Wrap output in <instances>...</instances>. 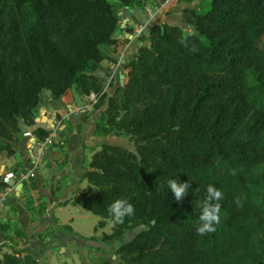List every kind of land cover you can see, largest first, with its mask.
Listing matches in <instances>:
<instances>
[{
	"label": "trees",
	"instance_id": "1",
	"mask_svg": "<svg viewBox=\"0 0 264 264\" xmlns=\"http://www.w3.org/2000/svg\"><path fill=\"white\" fill-rule=\"evenodd\" d=\"M115 1L132 9L138 0ZM209 1L205 11H180L195 37L176 24H152L148 45L124 65L123 84L117 75L107 91L96 71L105 59L116 62L105 49L117 43L113 1L0 0V155H12L11 141L34 125L44 90L51 100L72 87L94 93V133L134 149L101 144L83 173L87 189L61 204L100 217L95 230L112 222L104 241L138 229L116 248L118 264H264V0ZM51 131L32 134L43 140ZM169 179L190 182L182 202ZM209 184L223 193L220 223L201 236L198 205ZM5 187L0 177V192ZM117 198L135 209L120 224L108 212ZM25 202L31 213L43 209ZM9 246L0 264H39Z\"/></svg>",
	"mask_w": 264,
	"mask_h": 264
},
{
	"label": "crops",
	"instance_id": "2",
	"mask_svg": "<svg viewBox=\"0 0 264 264\" xmlns=\"http://www.w3.org/2000/svg\"><path fill=\"white\" fill-rule=\"evenodd\" d=\"M195 4L196 2L192 3L190 7H199V3ZM185 7L188 6L182 4L180 9ZM180 9L177 13L166 14L163 20L158 23L182 26ZM136 11L138 12L136 13ZM142 12V9L138 7L132 9L120 7L119 16H125L126 21L119 24L120 31L115 35L117 40L114 46L117 53L115 54L116 62L113 63L106 59L101 61L102 66L98 65L97 76L100 77L98 73L103 72L105 74L109 65L111 69L115 68L119 80V75L126 72L124 68L126 61L134 56L137 48L141 46L139 38L131 36L128 30L135 21L144 20ZM146 22L147 20L144 23ZM125 23L129 26L128 30L123 29ZM120 48L121 51H119ZM106 52L114 57V54L108 49ZM119 55L122 59H119ZM110 75V78L105 80V85L114 83ZM71 95L77 100H67L64 95L60 100L49 98L50 100L47 102H41L34 125L24 126L21 134L15 137L16 140L11 141L15 149L14 153L9 156L0 155V177L4 173L14 171L15 167H23L25 172L30 170L33 173L28 184L23 185L22 190L18 191L19 194L13 188V192L5 194L2 198L0 226H3V229L0 228V245L4 244V246L0 251V256L2 252L7 251L10 244H15L35 257L34 251L38 244L42 246L46 244L57 245L64 243L67 239L74 238L70 236V229L67 227H71L74 218L63 214L64 209L69 207V203L66 205L61 203L69 199L75 192L83 190V186H86L85 180L82 179L86 170L84 160H90L86 155L92 154V148L97 144L94 142L96 137L103 136L94 133L95 122L99 114L96 115L97 118L94 117V114L87 116L85 109H78L84 104L82 100H79V92ZM47 119L54 120L55 125L50 134L56 136L54 137V145L39 158L32 150V131L35 127L50 128L48 124L43 122ZM31 180L34 182V186H32ZM26 199L31 200L36 209L40 206L43 207L41 211L48 215L49 220L41 214V211L36 210L32 215L27 209ZM60 218L62 221H59ZM49 223H53L51 228L48 226ZM16 227L26 237L16 236L14 232ZM61 229L67 233H61ZM60 247L64 248V246ZM35 258L37 259V257Z\"/></svg>",
	"mask_w": 264,
	"mask_h": 264
},
{
	"label": "rangeland",
	"instance_id": "3",
	"mask_svg": "<svg viewBox=\"0 0 264 264\" xmlns=\"http://www.w3.org/2000/svg\"><path fill=\"white\" fill-rule=\"evenodd\" d=\"M111 1H113L112 3H113V7L115 11L117 12V14H119L120 6H118V3L115 0H111ZM178 1L179 2L175 6L168 7L167 9H164L159 13L155 12L154 14L153 12V15L149 16L144 11V7L147 5L150 6L151 8L154 7L157 0H138L135 4H136V7L142 9L144 20H141V22L135 21L133 25L130 26V30H128L129 26L127 25V23H125L123 29L128 30V33L131 34L133 37L139 38V41L141 42L140 45H148L149 42H148L147 36H148V32H149L151 25L154 23H158L159 21H162L163 17L168 13H177V11L179 12V9L182 4L183 5L186 4L188 7H190L192 3H195V2L196 4L199 3L198 5L201 6L202 11H205L210 7L209 0H196V1L195 0H178ZM181 10L182 9H180V11ZM137 12L138 11H136V13ZM145 20H147L146 23H144ZM140 23L143 24V29L140 32H137V26H139ZM180 27L183 30H185L187 28V25L183 23L182 26ZM118 31H120V29ZM115 48L116 47L108 48V51L114 54V58H116L115 54H117ZM119 51H121V48L119 49ZM119 59H122L121 55H119ZM101 63L99 64V66H102ZM98 74L100 75V78L102 79V81L104 80V82L109 77V74H111L110 76H112L111 78L114 81V83L112 84L110 83L108 85L104 84L105 89L107 91L111 87L114 88L116 86L117 73L114 67L111 69L109 65V67L107 68V72L105 74H103V72L98 73ZM76 92H77L76 89L72 87L66 92L65 98L67 100H77L75 97H72L71 95V94H75ZM78 97H79V100H82V102L84 103L83 105L78 107V109L79 110L85 109L87 116L94 114V117L97 118L96 115L99 114L100 109L95 110L93 108V104L96 102V99L92 98L91 96H80L79 95ZM49 98H50L49 92L44 90L42 93L41 102L45 103L47 102V100H50ZM94 142L97 144L95 147L92 148L93 149L92 153L98 150L100 145L103 143L123 146L129 150L134 149L132 142L122 137H116V136L96 137ZM91 155H86V156L87 158L90 159ZM88 162H89L88 159L84 160L85 169H87ZM16 166H19V165H16ZM19 168H23V167H19ZM19 168L15 167V172H17ZM85 185L86 186L85 187L83 186V190L81 191H84L87 189L88 184L86 180H85ZM78 190L80 189L78 188ZM41 214L45 216V218H47L48 216V215H45L44 211H41ZM63 214L66 216H72L74 218L71 227L67 226L68 229H70L69 230L70 236H73L74 238L67 239L64 241V243H59L57 245L46 244L42 246L38 244V247L34 251L35 253L34 255L35 257H37L38 259L37 261L39 264H96L102 259H108L113 264H118V257L115 255L116 248L119 245L130 240L134 236V234L138 231V229L127 231L122 236H120L119 238L115 240L104 241L102 240L103 235L109 234L112 229V222H110L109 220L106 221V225L103 228H97L95 230L94 228L97 226V223L100 220V217L92 214L91 212L83 209L80 206L70 204V203H69V207L64 209ZM32 215H34V213H32ZM0 218H1V214H0ZM47 220L49 219L47 218ZM59 221H62V219L60 218ZM52 224L53 223H49L48 226H50L51 228ZM61 233H67V232L61 229ZM60 246H64V248L62 249ZM10 250H11V247L10 246L7 247V251H10Z\"/></svg>",
	"mask_w": 264,
	"mask_h": 264
},
{
	"label": "clouds",
	"instance_id": "4",
	"mask_svg": "<svg viewBox=\"0 0 264 264\" xmlns=\"http://www.w3.org/2000/svg\"><path fill=\"white\" fill-rule=\"evenodd\" d=\"M158 1H162V0H158ZM178 2L179 1L177 0L173 6H175ZM125 21H126V19L120 20V16H119V22L124 23ZM140 25H143V24L141 23ZM185 31L187 33V37H195V36L199 35L198 31L191 25H189L185 29ZM182 42H184V41H182ZM190 51H193V52L197 51L195 45L192 46ZM91 94H94V93H91ZM47 129L52 130L51 127L47 128ZM50 135L52 136L53 145H54V137L56 135L55 134H49V136ZM49 136H47V137H49ZM34 140L41 141V140L36 139V137L33 135V140L31 143L32 144V150H33V146H34L33 145ZM33 152H34V150H33ZM14 172H15V170H14ZM232 174L234 175L235 172L233 171ZM4 176H5V173L3 174L2 178ZM32 176H33V173L29 177L28 180L20 181L18 178H16V180L18 182H21L24 185V183L28 184V182L30 181ZM167 183H168V186L171 190V193L174 194L175 200L180 201V202H182L183 199L185 198V196H187L189 189L191 187L189 181L180 182V181H177L175 179H169L167 181ZM6 186H8V185H6ZM3 190L0 193H2ZM221 199H223L222 191L220 189L216 188L214 185L209 184L207 187L206 198L198 205L200 208V215H199V222L200 223L196 226V232L198 235L203 236V235H206L208 233H212V232L216 231L215 225L220 223L221 204L219 203V201ZM236 203H237V205L241 204V201L239 198H237ZM108 212L113 219V223L114 224H120V223L124 222L126 217H131L132 215H134L135 209H134V205L132 203H130L127 199L117 198L108 206ZM150 223L152 225H155V220H152ZM143 227L147 228V226H143Z\"/></svg>",
	"mask_w": 264,
	"mask_h": 264
},
{
	"label": "built area",
	"instance_id": "5",
	"mask_svg": "<svg viewBox=\"0 0 264 264\" xmlns=\"http://www.w3.org/2000/svg\"><path fill=\"white\" fill-rule=\"evenodd\" d=\"M176 1L177 0H162V1L157 0L154 7L151 8L150 6L147 5L144 7V11L149 16H152L153 12H154V14H155V12L159 13L162 10L167 9L168 7H172ZM142 29H143V25L137 26V32H140ZM90 96L95 99L94 94H91ZM33 145H34L33 150H34L36 156L40 158L41 156H43L45 154L47 149H49L53 146L52 136L50 135L49 137H46L45 139H43L41 141L34 140ZM31 175H32V173L30 170H27L25 172V170H23V168H19V170L17 172L9 171L5 174V176L8 178L15 177V178H18L20 181L28 180ZM12 191H13L12 187L6 186L3 190V192L0 193V209H1L2 198L4 197V195L7 193H10ZM0 214H1V211H0Z\"/></svg>",
	"mask_w": 264,
	"mask_h": 264
},
{
	"label": "water",
	"instance_id": "6",
	"mask_svg": "<svg viewBox=\"0 0 264 264\" xmlns=\"http://www.w3.org/2000/svg\"><path fill=\"white\" fill-rule=\"evenodd\" d=\"M126 14H129V12H126ZM120 20H125V17L124 16H120ZM123 75L122 74H120L119 75V78H120V84H123ZM43 122H45L46 124H48L51 128H53L54 127V124H55V122H54V120L53 119H47V120H43ZM2 180H3V182L6 184V185H8V186H10V187H12V188H15V190L17 191V193L19 194V190H22V186H23V184L21 183V182H18L17 180H16V178L15 177H12V178H8V177H6V176H4L3 178H2Z\"/></svg>",
	"mask_w": 264,
	"mask_h": 264
}]
</instances>
